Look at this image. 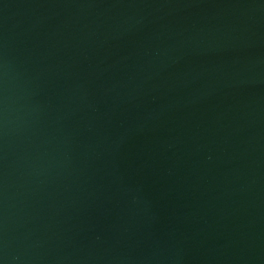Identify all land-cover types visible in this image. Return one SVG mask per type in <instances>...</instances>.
I'll return each mask as SVG.
<instances>
[{
  "label": "water",
  "instance_id": "obj_1",
  "mask_svg": "<svg viewBox=\"0 0 264 264\" xmlns=\"http://www.w3.org/2000/svg\"><path fill=\"white\" fill-rule=\"evenodd\" d=\"M0 264H264V0H0Z\"/></svg>",
  "mask_w": 264,
  "mask_h": 264
}]
</instances>
